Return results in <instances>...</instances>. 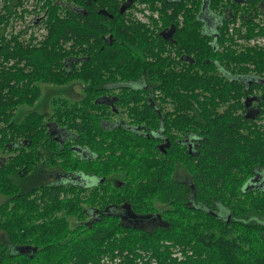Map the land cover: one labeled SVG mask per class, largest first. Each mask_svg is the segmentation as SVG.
Masks as SVG:
<instances>
[{
	"label": "trees",
	"instance_id": "1",
	"mask_svg": "<svg viewBox=\"0 0 264 264\" xmlns=\"http://www.w3.org/2000/svg\"><path fill=\"white\" fill-rule=\"evenodd\" d=\"M44 1L47 34L40 40L7 32L15 13L13 7L0 10V123H8L18 106H33L41 84L83 82V98L59 104L53 113L68 119L63 125L71 117L81 127L75 145L96 157L82 163L70 149V160L67 148L50 154L52 166L105 180L117 173L126 184L103 193L99 187L71 192L66 185L46 186L39 203L33 201L37 215L27 202L29 209L0 210L6 234L5 240L0 235V264H101L117 252L120 264H137L143 253L156 264H264V48L248 44L264 36V0ZM129 1L136 6L133 18L147 5L159 19L152 27L127 22L122 10ZM204 11L222 18L217 29L205 30ZM143 81L147 89L116 99L127 106L142 97V109L131 114L134 127L107 131L93 119L98 98L114 84ZM255 91L262 95L254 121L244 109ZM168 99L185 129L198 126L191 131L200 137L198 155L180 148L156 154L152 137L134 130L144 121L159 128L161 112L152 104ZM44 115L49 113L28 114L27 142H36L32 127ZM44 157L50 158L41 154L42 163ZM0 160V194L18 195L11 178L19 158L5 170ZM185 176L190 184L181 183ZM73 194L81 197L70 199ZM123 205L144 219L159 216L163 224L150 231L124 226L112 211ZM87 209H100V216L87 219ZM23 246L32 251L23 253ZM176 251L182 260L172 257Z\"/></svg>",
	"mask_w": 264,
	"mask_h": 264
},
{
	"label": "flooded vegetation",
	"instance_id": "2",
	"mask_svg": "<svg viewBox=\"0 0 264 264\" xmlns=\"http://www.w3.org/2000/svg\"><path fill=\"white\" fill-rule=\"evenodd\" d=\"M19 1V0H17ZM44 1V0H43ZM235 1V0H234ZM243 4V3H242ZM133 3L129 1V4L122 10V14L126 15L127 22H141L137 20L135 17L133 18L131 14H134ZM11 9H3V12H9ZM146 12V22L143 23L147 26L152 27V21L155 19H159V14L151 12L149 6L146 5L145 8ZM130 17V18H129ZM13 18V17H11ZM9 18V20H11ZM201 21L204 23L205 30L208 32L213 31L208 24L214 22L215 29H217L218 25L222 22V18L218 15H212L208 13V11H204L201 15ZM8 20V21H9ZM264 25V15H262L261 19ZM239 26V25H237ZM7 32H11V28L9 24L6 26ZM169 35V33H167ZM173 35V34H172ZM171 38L172 36L169 35L167 38ZM264 38V36H259L257 38H253L248 40V44L252 40H257ZM250 45V44H249ZM252 46V45H251ZM258 47L264 48V46L255 45ZM184 59L180 60L181 64H183ZM255 79L249 80L251 84L254 82ZM101 84L105 81V76H101ZM248 82V80H247ZM146 82H138V83H130V84H114L112 86L113 90L105 91V93L101 94L98 98L97 102L99 103V111L98 113L93 116V119L97 120L98 123L101 125L103 129H107V131H111L116 128L124 127L130 128L133 126L131 123L134 122V118H132L131 114L137 112L138 110L142 109L144 101L140 96L137 102H132L129 105H125L123 103L117 102L118 96H120L123 92H127L125 94H132L135 93L137 88H145L149 87ZM50 84L40 85L42 88V95L38 101L34 103L33 106L22 104L18 106L16 109L14 116L12 119H9L8 123H0V139H1V150L2 153H6L5 156H2L3 161V169L5 170L8 165L10 164L13 157L17 156L19 158L20 166L16 171V176L12 177V181L15 185L19 188L18 195L9 196L0 194L6 198V200L0 203V210L4 209H14L17 205L21 209L27 208L29 206H25L24 203H32L33 207L36 203H39L40 196H41V188L46 186H56V185H66L72 189L71 192L80 191L81 189H75V186L85 187V188H93L99 187V191L101 193L104 192L105 187L107 188H121L124 187L126 181L121 179L117 173H111L108 179H98L97 177L90 175V174H72L66 173L63 170H58L52 166L51 163V155H58L64 152H67L69 158L71 160V154L69 153L70 149L73 152V158L80 160L82 163H85L87 159H94L96 155L92 154L90 150L82 146L81 148L75 145L76 143V134L78 129L81 128L78 124L73 126L71 122V117H69V125H63L64 121L67 122V118H62L53 113L55 110L56 104L60 102L58 100L53 99L52 104L54 105L53 111H45L38 109L37 103L41 100L43 96V87ZM66 85V84H65ZM264 85V83H262ZM56 86V85H53ZM63 86V85H59ZM127 88V89H126ZM84 89V88H83ZM248 88L246 89V92ZM261 92L255 91L250 99L245 100V109H244V116L246 119L249 120H257L260 115L261 107H260V97ZM60 103H73L69 102L68 100L61 101ZM20 107H26L27 111L23 115H18V109ZM36 107V108H35ZM152 108L156 111L161 112L159 115V119H161V124L159 128L155 127L154 124H147L145 121L143 122V126L135 127L134 130L138 133H145L148 137H152L155 141L154 147L156 148L155 153L158 152L167 155L168 152L174 149H185L186 152L190 156L198 155L199 145H200V137H198L195 132L191 131H198V126H192L190 129H185L183 124L181 123V113L179 110L175 108L174 103L172 100H164L161 103L152 104ZM224 107H218V112L222 113ZM31 112H40L41 114L49 113V115H44L42 118L36 122L35 129L33 128V139H37L36 142H27L26 133H25V120L29 113ZM243 114V112H241ZM196 115V114H195ZM197 116V115H196ZM37 118L39 116H36ZM195 120H200L197 116ZM99 125V126H100ZM84 126V125H82ZM129 126V127H128ZM134 127V126H133ZM100 131V130H99ZM36 132V133H35ZM103 131H101L102 133ZM40 136L43 138L40 139ZM99 143L104 144L108 142V140L99 138ZM105 146H108L106 144ZM114 149H109L107 154H110L111 151ZM170 150V151H169ZM9 152V153H8ZM27 154V155H26ZM41 154H49L50 158H45V163H42L40 160ZM28 159L25 161V159ZM1 161V160H0ZM72 162V161H71ZM37 171H40L41 178H38ZM13 175V174H12ZM181 183H189L190 179L188 177H182ZM131 182V181H129ZM103 184V185H100ZM190 184V183H189ZM256 183H249L247 187H252ZM193 186V185H192ZM81 195L73 194L70 196V199L77 198ZM19 197V199H17ZM37 207V206H36ZM34 207V211H31L34 216L37 215L40 211L39 208ZM113 213L120 217V221L124 226L127 227H134L140 228L143 230H152L161 226L163 224L162 219L158 217H153L151 215L147 216V218H142L141 215L135 214L130 206L123 205L121 208H114L112 209ZM100 216V209H87L85 212V217L87 219H91V217H98ZM141 217V218H140ZM83 220H80L79 223H83ZM88 221H85L87 223ZM39 221L36 222L38 224ZM20 251L24 252H31L32 249L28 246L18 247Z\"/></svg>",
	"mask_w": 264,
	"mask_h": 264
},
{
	"label": "built area",
	"instance_id": "3",
	"mask_svg": "<svg viewBox=\"0 0 264 264\" xmlns=\"http://www.w3.org/2000/svg\"><path fill=\"white\" fill-rule=\"evenodd\" d=\"M12 5V6H11ZM7 7L10 9L13 7L15 17L11 18L8 21V24L11 29L20 28L19 32H16L15 35L22 33H29V36H25L28 40L42 39L47 34L46 27V17L47 9L45 1L43 0H0V10H3ZM141 13V14H139ZM141 15V17H139ZM136 18L144 22L146 21V12L138 11L135 13ZM42 28L44 32L41 34H34L33 30H38ZM10 29V30H11ZM23 36V34H22ZM252 46L259 45L264 46V38L252 40L249 43ZM173 256L179 260L183 259V256L179 252H175ZM122 257L116 253V256H106L101 260V264H120ZM137 264H156V261L152 259L149 254L143 253L141 257L136 261Z\"/></svg>",
	"mask_w": 264,
	"mask_h": 264
},
{
	"label": "rangeland",
	"instance_id": "4",
	"mask_svg": "<svg viewBox=\"0 0 264 264\" xmlns=\"http://www.w3.org/2000/svg\"><path fill=\"white\" fill-rule=\"evenodd\" d=\"M139 14H141V13H139ZM139 17H141V15ZM145 22L146 21H144L143 23H145ZM208 25L212 30H215L214 22H211ZM19 31H20V28L18 26L15 29H11V33L14 35L16 34V32H19ZM32 32H34V34H41L42 32H44V30L42 28H40L38 30H33ZM25 36L28 37L29 33L25 34ZM41 85H45V84H41ZM83 87H84V83L79 82V81H73V82L66 84V85H63V86L46 85L45 87H43V96H42L41 100L37 103L38 109L41 110V112L43 110L53 111V108L55 105V104H52L53 99L58 100L59 98H62L59 100L60 102L64 101V100H68L69 102L79 101L84 96ZM60 102H58L56 104V107H57V105L61 104ZM26 111H27L26 107H23V108L20 107L18 109V115L21 116L24 113H26ZM1 149L2 148L0 146V158H2V156L6 155V153H2ZM36 173L38 175V178H41L40 171H37ZM5 200H6L5 197L0 196V203L4 202ZM0 235L3 237V240L6 239V234L4 232H0ZM172 257L175 258L173 255H172Z\"/></svg>",
	"mask_w": 264,
	"mask_h": 264
},
{
	"label": "water",
	"instance_id": "5",
	"mask_svg": "<svg viewBox=\"0 0 264 264\" xmlns=\"http://www.w3.org/2000/svg\"><path fill=\"white\" fill-rule=\"evenodd\" d=\"M235 2H237V3L241 4V3H243V2H244V0H235ZM169 35H171V36H172V33H170Z\"/></svg>",
	"mask_w": 264,
	"mask_h": 264
},
{
	"label": "bare ground",
	"instance_id": "6",
	"mask_svg": "<svg viewBox=\"0 0 264 264\" xmlns=\"http://www.w3.org/2000/svg\"><path fill=\"white\" fill-rule=\"evenodd\" d=\"M191 252V251H190ZM183 254V253H182ZM190 254V253H189Z\"/></svg>",
	"mask_w": 264,
	"mask_h": 264
}]
</instances>
